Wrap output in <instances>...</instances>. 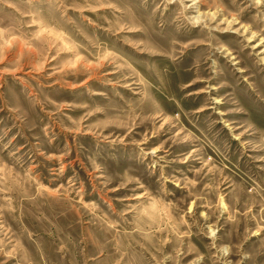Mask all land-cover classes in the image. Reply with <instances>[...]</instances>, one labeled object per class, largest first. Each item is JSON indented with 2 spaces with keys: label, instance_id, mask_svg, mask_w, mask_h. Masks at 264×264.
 Returning a JSON list of instances; mask_svg holds the SVG:
<instances>
[{
  "label": "rangeland",
  "instance_id": "obj_1",
  "mask_svg": "<svg viewBox=\"0 0 264 264\" xmlns=\"http://www.w3.org/2000/svg\"><path fill=\"white\" fill-rule=\"evenodd\" d=\"M0 264H264V0H0Z\"/></svg>",
  "mask_w": 264,
  "mask_h": 264
}]
</instances>
